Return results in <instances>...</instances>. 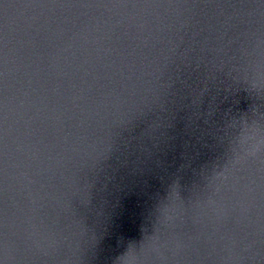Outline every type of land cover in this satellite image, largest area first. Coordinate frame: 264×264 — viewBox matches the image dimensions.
Masks as SVG:
<instances>
[{"label":"water","instance_id":"water-1","mask_svg":"<svg viewBox=\"0 0 264 264\" xmlns=\"http://www.w3.org/2000/svg\"><path fill=\"white\" fill-rule=\"evenodd\" d=\"M0 264H264V0H0Z\"/></svg>","mask_w":264,"mask_h":264}]
</instances>
